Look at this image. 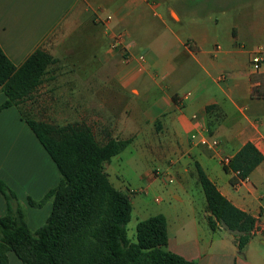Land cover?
<instances>
[{"label": "crops", "instance_id": "obj_1", "mask_svg": "<svg viewBox=\"0 0 264 264\" xmlns=\"http://www.w3.org/2000/svg\"><path fill=\"white\" fill-rule=\"evenodd\" d=\"M119 31L124 43L115 49ZM0 45L16 66L38 48L55 58L34 91L43 98L35 105L33 96L25 99L24 114L70 119L64 125L84 122L81 112L95 117L99 106L105 142L130 138L126 148L150 151L183 188L198 177L199 162L222 194L257 220L240 250L233 232L211 229L206 205L207 223L195 215L188 223L167 219L169 250L196 264H264V160L240 183L223 167L248 142L264 155V66H251L253 50L264 46V0H0ZM87 47L90 64L75 56ZM100 50L105 56L97 58ZM5 100L0 87V105ZM205 137L218 147L201 144ZM142 177L155 178L149 169ZM0 180L17 194L31 231L45 224L52 200L37 209L29 198L43 199L61 174L16 106L0 111ZM6 212L0 192V216ZM14 254L10 264H23Z\"/></svg>", "mask_w": 264, "mask_h": 264}, {"label": "trees", "instance_id": "obj_2", "mask_svg": "<svg viewBox=\"0 0 264 264\" xmlns=\"http://www.w3.org/2000/svg\"><path fill=\"white\" fill-rule=\"evenodd\" d=\"M55 58L38 48L16 66L0 45V87L4 108H20L22 117L45 147L61 174L60 183L41 200L29 198L31 206L42 207L52 200V210L36 231H31L17 194L0 180L7 212L0 216V264H10L9 252L23 264H196L168 248L167 218L156 214L137 224V240L128 237L132 216L130 196L111 182L105 163L123 152L131 139L109 137L97 140L85 122L64 125L36 119L23 113L20 104L41 85ZM264 160L252 143H246L226 165L234 172L233 183L246 180ZM206 200L212 230L222 226L235 234L240 250L254 236L256 218L232 203L195 162Z\"/></svg>", "mask_w": 264, "mask_h": 264}, {"label": "rangeland", "instance_id": "obj_3", "mask_svg": "<svg viewBox=\"0 0 264 264\" xmlns=\"http://www.w3.org/2000/svg\"><path fill=\"white\" fill-rule=\"evenodd\" d=\"M239 1L243 2V0ZM243 7L244 6L241 4L239 8ZM180 26H183V24H180ZM73 40L75 43L77 42L76 38ZM80 41L81 40L76 44L78 45ZM83 42H85V40H83ZM83 49H79V52L75 56H77L78 60L83 61L86 59V62H92V49L87 47V49H85L86 52L81 54ZM97 56V58L100 56L104 57L105 53L100 50ZM147 57H149V55H147ZM55 72L56 71H52L51 73L54 74ZM96 79H98L97 76ZM43 88L44 87H41V89ZM43 94V91L40 92V90H38L29 98L32 96L34 97L32 103L35 105L37 104L38 98H43ZM23 105L24 103L22 106ZM98 107L95 108V117L90 116L86 112H81L82 114L78 119L89 123L99 142L103 143L107 137L102 136L103 128L100 118L102 114L100 111H102V109H98ZM53 113H55V111H53ZM49 119H51V123L54 124L65 123L70 120L57 118L54 114H52ZM78 119L75 118L74 121H78ZM218 167L220 168L219 164ZM147 169L154 172L155 178H152V180L147 177H142V173ZM105 171L108 172L114 186L130 196L133 208L131 220L127 224L128 237L130 240L134 242L137 240L136 228L140 220L160 213L166 216L171 225L174 223H188L194 215L202 224L204 221L207 223L205 218L207 200L197 175L193 176L188 183H185V188H183L174 173L166 170L165 165L161 164L159 161L152 159L150 151L143 149V147L139 145H130L123 152L114 156L110 162L105 163ZM156 171L162 173V176H156ZM170 178H172V181H170ZM157 198H159L160 201H157ZM38 208L40 209L42 207H37V209ZM258 245L259 250L264 253V244L258 243Z\"/></svg>", "mask_w": 264, "mask_h": 264}, {"label": "built area", "instance_id": "obj_4", "mask_svg": "<svg viewBox=\"0 0 264 264\" xmlns=\"http://www.w3.org/2000/svg\"><path fill=\"white\" fill-rule=\"evenodd\" d=\"M123 43H124V34L121 31L115 33L112 38L111 46L116 49L123 46ZM251 66L254 71H259L264 66V46H260L255 50H253L251 55ZM194 118H196L195 115ZM200 142L201 144L206 145L210 148L218 147L219 144V141L216 138H209V137L203 138ZM223 162L224 164L227 165L230 162V157H225L223 159ZM155 175L162 176V173L156 171ZM170 181H172V178H170ZM156 200L160 201L159 198H157Z\"/></svg>", "mask_w": 264, "mask_h": 264}]
</instances>
